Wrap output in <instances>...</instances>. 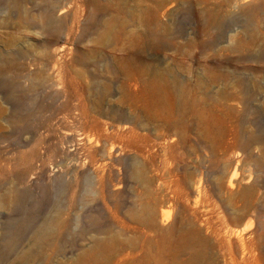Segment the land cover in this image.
<instances>
[{
	"label": "rangeland",
	"instance_id": "rangeland-1",
	"mask_svg": "<svg viewBox=\"0 0 264 264\" xmlns=\"http://www.w3.org/2000/svg\"><path fill=\"white\" fill-rule=\"evenodd\" d=\"M0 264H264V0H0Z\"/></svg>",
	"mask_w": 264,
	"mask_h": 264
},
{
	"label": "bare ground",
	"instance_id": "bare-ground-1",
	"mask_svg": "<svg viewBox=\"0 0 264 264\" xmlns=\"http://www.w3.org/2000/svg\"><path fill=\"white\" fill-rule=\"evenodd\" d=\"M49 2V1H48ZM45 3V2H43ZM47 4V3H46ZM53 6V5H52ZM41 8V7H40ZM45 9V8H44ZM50 10V9H49ZM57 8L56 6L53 7V11L52 12H48L46 10H44V15H45V18H46V21H45V24L46 26H49L51 27L55 32L58 31L59 29V26L57 25V22L55 20V12H56ZM59 23V22H58ZM107 89V88H106Z\"/></svg>",
	"mask_w": 264,
	"mask_h": 264
}]
</instances>
